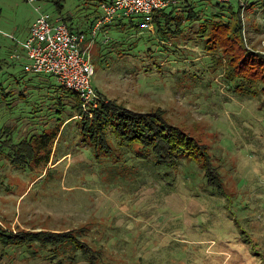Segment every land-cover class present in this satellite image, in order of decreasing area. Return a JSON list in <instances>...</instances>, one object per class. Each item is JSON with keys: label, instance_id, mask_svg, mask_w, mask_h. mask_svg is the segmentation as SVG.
Instances as JSON below:
<instances>
[{"label": "rangeland", "instance_id": "obj_1", "mask_svg": "<svg viewBox=\"0 0 264 264\" xmlns=\"http://www.w3.org/2000/svg\"><path fill=\"white\" fill-rule=\"evenodd\" d=\"M98 4L0 0V133L9 126L3 138L11 136L0 149V226L70 230L88 248L82 253L67 242L48 250L35 242L6 250L1 264H264V86L229 77L224 54L234 50L206 49L215 44L197 33L200 21L162 37L155 28L137 31L131 23L141 17L119 12L91 45V84L99 104L161 109L205 147L216 183L206 180L201 161L160 163L150 148L111 134L110 153L96 155L72 102L54 91L55 77L24 70L18 44L37 16L34 7L85 32ZM194 4L207 14V0ZM229 4L240 7L244 46L264 55V0ZM57 129L54 141L41 139ZM23 137L34 153L12 164L11 145L22 148Z\"/></svg>", "mask_w": 264, "mask_h": 264}, {"label": "trees", "instance_id": "obj_2", "mask_svg": "<svg viewBox=\"0 0 264 264\" xmlns=\"http://www.w3.org/2000/svg\"><path fill=\"white\" fill-rule=\"evenodd\" d=\"M207 2L210 6L206 14L203 10H194V0H176L174 4L166 7L169 9L168 11H165V8L154 13L153 28L162 37H167V32H172V36L180 32L179 26L184 21H193V24L200 21L197 33L207 36V41H213L215 44L211 47L206 45V49L220 51L227 48L230 51L234 50L229 55L228 53L224 54L228 51H222L225 61L228 63L229 77L235 78L236 81L239 78V82L245 79H248L250 83L261 81V85L264 86V55L248 49L242 43L240 7L235 10L231 4L212 3L211 0H207ZM254 6L255 3L247 4L250 10H255ZM131 26L137 31L140 30V20L135 25L131 23ZM172 27L174 29L170 31ZM54 91L64 94L72 102L71 108L77 111L78 116H81L80 133L85 137V141L92 146L96 155L100 152H103L100 154L105 153L104 155L110 153L108 135L111 134L114 139H118L122 143H138L143 149L150 148L160 163L173 165L181 158L201 161L206 180L209 183L219 181L216 168L212 166L205 147L178 126L170 124L163 117L161 109L145 112L134 111L115 101L108 100L101 102L96 108H91V116H88L81 110L77 93L60 85L55 87ZM61 104L63 107V102ZM69 114L66 118L73 115ZM7 128L9 126H4L0 133V149L10 145L11 136L3 138L5 132L9 130ZM57 133L58 129L52 134L45 133L41 139H53L54 141ZM26 139L23 137L18 142L22 148L17 149L14 147L16 144L11 145L9 159L12 164L19 163L21 158L26 155H29L28 157L33 155L34 148ZM50 151L47 158L51 154ZM35 242L40 244L41 249L49 248L48 250L70 242L76 248L82 249V253L87 254L88 252V248L77 240L70 230L63 232L17 230L12 232L0 226V264L8 254L6 250L18 247L30 249Z\"/></svg>", "mask_w": 264, "mask_h": 264}, {"label": "built area", "instance_id": "obj_3", "mask_svg": "<svg viewBox=\"0 0 264 264\" xmlns=\"http://www.w3.org/2000/svg\"><path fill=\"white\" fill-rule=\"evenodd\" d=\"M214 1L229 4L232 0ZM175 2L176 0H102L98 4V14L85 32L71 30L60 17L48 18L39 12L40 8L36 6L34 10L37 16L31 23L26 37L18 44L27 61L24 70L55 77L61 87L77 93L81 110L91 116V108L98 107L100 101V96L91 84L94 68L89 55L98 33L108 26L119 12L129 18L140 16L141 28L152 32L154 13ZM108 40L106 37L103 42ZM12 57L19 60L22 55L15 53Z\"/></svg>", "mask_w": 264, "mask_h": 264}, {"label": "crops", "instance_id": "obj_4", "mask_svg": "<svg viewBox=\"0 0 264 264\" xmlns=\"http://www.w3.org/2000/svg\"><path fill=\"white\" fill-rule=\"evenodd\" d=\"M110 25H111V23H110L108 26H106L104 29L106 30V28L110 27ZM104 29H103V30H104ZM23 63H24V62H23ZM27 73H29V72H27ZM31 74H35V73H31ZM35 75H38V74H35ZM68 120H69V118H68L67 120H65L64 124H65L66 122L68 123V122L70 121V120H69V121H68ZM64 124H63V125H64Z\"/></svg>", "mask_w": 264, "mask_h": 264}]
</instances>
